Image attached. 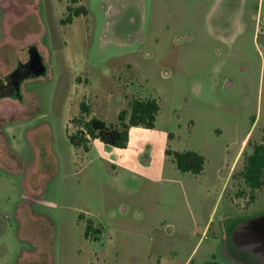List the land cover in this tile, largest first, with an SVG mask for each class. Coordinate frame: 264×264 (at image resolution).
Instances as JSON below:
<instances>
[{"label": "rangeland", "instance_id": "obj_1", "mask_svg": "<svg viewBox=\"0 0 264 264\" xmlns=\"http://www.w3.org/2000/svg\"><path fill=\"white\" fill-rule=\"evenodd\" d=\"M82 2L66 37L0 55V77L36 45L52 67L23 81V109L0 124V264H257L235 233L264 217V188L249 202L231 171L245 136L247 153L264 138V0ZM140 96L161 110L129 150L71 144L83 103L117 124ZM167 151L202 155L203 173ZM90 222L100 233L86 237Z\"/></svg>", "mask_w": 264, "mask_h": 264}, {"label": "trees", "instance_id": "obj_2", "mask_svg": "<svg viewBox=\"0 0 264 264\" xmlns=\"http://www.w3.org/2000/svg\"><path fill=\"white\" fill-rule=\"evenodd\" d=\"M71 11L72 14L63 21L64 23L70 22L73 16H80L85 12L81 8ZM160 110V105L155 99H133L130 102V110L122 111L119 114L118 125L110 126L96 117L86 120L84 116H81L73 119V122L79 123L80 128L75 134H68V138L75 148H82L86 152L90 149V139L100 140L107 146L125 150L129 148L130 130L132 128L154 129ZM81 111L82 114L89 113L85 103L81 105ZM248 145H250L249 142ZM251 147V153H247V151L243 153L242 169L232 176V179L239 176L243 180L245 188L250 191L249 202L255 201L257 192L264 188V138L261 143ZM166 154L174 158L178 170L182 173L200 175L205 169V158L196 152L173 153L167 151ZM245 193L246 191H243L240 196ZM97 233H100V230L90 222L85 233L86 237ZM95 240H98L97 236H95Z\"/></svg>", "mask_w": 264, "mask_h": 264}, {"label": "crops", "instance_id": "obj_3", "mask_svg": "<svg viewBox=\"0 0 264 264\" xmlns=\"http://www.w3.org/2000/svg\"><path fill=\"white\" fill-rule=\"evenodd\" d=\"M78 8H81L83 10L85 9L82 0H0V55L4 57H7V55H9L8 49L13 48L11 46L12 44L10 43H54L56 39L54 31H57L58 27L61 28L60 31L64 33L63 36L66 37V31H71L75 19H77L79 16H73L70 22L64 23L63 21L70 14H72L71 10H75ZM34 47H36L40 55L43 57L44 64L47 67L48 75L52 67L49 66L48 63H46L44 57L45 54L41 51L40 47L37 45ZM44 48L46 49V47ZM46 50L47 52H49L48 49ZM261 72L263 76V59ZM4 77L6 76L0 77V79H4ZM140 97L141 99H144L142 96ZM23 101V97L19 99L12 94L0 95V124L2 123V121H5L7 125L12 123L16 112L20 109H23ZM87 107L89 109V113L81 114V116H84L86 120H90L93 117L98 118L93 110H90V107L88 105ZM74 118H78V116L69 118V125L72 124L71 122ZM106 124L110 126L118 125V123ZM133 129L139 130L140 128H132L130 130V137ZM249 135L250 132L245 136L236 157V161H238L237 166L241 165L243 153L248 150L249 145L248 143L246 144V142ZM4 138L5 135L0 129V145L3 142ZM94 141L91 142L90 146ZM130 148L131 143L129 141L128 149L118 150L127 151ZM238 168L239 167L234 169V171H231L232 175L237 172ZM2 228L7 229V225H4L3 227L2 223L0 222V239L2 238Z\"/></svg>", "mask_w": 264, "mask_h": 264}, {"label": "water", "instance_id": "obj_4", "mask_svg": "<svg viewBox=\"0 0 264 264\" xmlns=\"http://www.w3.org/2000/svg\"><path fill=\"white\" fill-rule=\"evenodd\" d=\"M31 52V59L29 60L28 63L26 64H22L20 65L11 75H9L8 77H6V79H16V84H17V90H16V98L21 99L22 98V83L23 81H25L26 79H35V78H39V77H44L47 75V67L44 64V60L43 57L40 55V53L38 52V50L36 49V47L31 48L30 50ZM38 63L39 68L35 69L34 68V64ZM29 71L22 74V68L23 67H28ZM2 85H6V81L5 79H0V89L2 87ZM245 227H249L252 229L253 231V235L251 237V240H253V243L257 245H260L263 249H264V217H260V218H256L250 221H247L246 223L243 224L242 228ZM239 232L236 231V235ZM239 237V235H237ZM240 242V241H239Z\"/></svg>", "mask_w": 264, "mask_h": 264}, {"label": "flooded vegetation", "instance_id": "obj_5", "mask_svg": "<svg viewBox=\"0 0 264 264\" xmlns=\"http://www.w3.org/2000/svg\"><path fill=\"white\" fill-rule=\"evenodd\" d=\"M30 66L28 67H23L22 68V74L26 73L29 71ZM34 68L38 69L39 65L38 63L34 64ZM17 78L14 79H6V85H2L0 89V95L3 94H12L16 95V90H17ZM240 237V242H239V248L238 251L242 253L243 255H247L248 260L252 261L253 263L257 264H264V249L260 246L253 243V240H251V237L253 235V231L249 227L242 228L239 233Z\"/></svg>", "mask_w": 264, "mask_h": 264}, {"label": "built area", "instance_id": "obj_6", "mask_svg": "<svg viewBox=\"0 0 264 264\" xmlns=\"http://www.w3.org/2000/svg\"><path fill=\"white\" fill-rule=\"evenodd\" d=\"M256 37L259 40L260 37L264 38V12L261 9V7L258 10L257 16H256ZM261 57L264 61V49L260 51ZM89 139L90 137L87 136Z\"/></svg>", "mask_w": 264, "mask_h": 264}]
</instances>
